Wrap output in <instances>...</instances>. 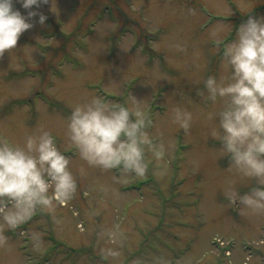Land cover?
<instances>
[{"label":"rangeland","instance_id":"1","mask_svg":"<svg viewBox=\"0 0 264 264\" xmlns=\"http://www.w3.org/2000/svg\"><path fill=\"white\" fill-rule=\"evenodd\" d=\"M33 10L44 24L30 18L16 49L0 55V141L48 131L76 189L51 211L3 226L0 264H264V211L232 199L254 181L221 155L201 94L223 71L218 38L264 17V0H48ZM93 96L151 121L144 176L80 158L68 117ZM176 109L192 114L187 131Z\"/></svg>","mask_w":264,"mask_h":264},{"label":"clouds","instance_id":"2","mask_svg":"<svg viewBox=\"0 0 264 264\" xmlns=\"http://www.w3.org/2000/svg\"><path fill=\"white\" fill-rule=\"evenodd\" d=\"M15 2L29 11L25 16L14 8V0H0V55L16 49L21 34L33 27L30 18L38 16L40 24L47 19L33 8L48 0ZM218 43L223 71L208 76L201 93L214 108L210 135L229 168L254 181L244 194L234 191L232 199L245 209L264 211V17L249 16L232 39L224 43L218 38ZM174 120L187 131L192 114L176 109ZM150 123L138 109L93 96L73 107L67 135L88 165L142 177L148 169ZM69 163L48 131L29 135L23 143L0 141V244L5 242L3 226L14 229L37 208L51 211L71 198L76 181Z\"/></svg>","mask_w":264,"mask_h":264},{"label":"trees","instance_id":"3","mask_svg":"<svg viewBox=\"0 0 264 264\" xmlns=\"http://www.w3.org/2000/svg\"><path fill=\"white\" fill-rule=\"evenodd\" d=\"M59 33H61V32H59ZM65 58L66 59L70 58L69 53H65Z\"/></svg>","mask_w":264,"mask_h":264}]
</instances>
